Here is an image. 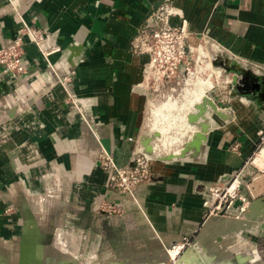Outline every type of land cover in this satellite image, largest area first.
I'll list each match as a JSON object with an SVG mask.
<instances>
[{
  "label": "crops",
  "instance_id": "0c3cea01",
  "mask_svg": "<svg viewBox=\"0 0 264 264\" xmlns=\"http://www.w3.org/2000/svg\"><path fill=\"white\" fill-rule=\"evenodd\" d=\"M161 1L0 0V47L20 38L26 69L0 66V264H164L183 239L181 264H264V174L241 188L240 218L235 206L208 214L202 204L209 187L247 169L264 130V0H170L189 45L206 37L252 65L250 81L215 95L228 123L197 156L152 161L132 195L111 190L97 163L101 151L128 163L140 136L148 57L128 45Z\"/></svg>",
  "mask_w": 264,
  "mask_h": 264
},
{
  "label": "built area",
  "instance_id": "2783aa9c",
  "mask_svg": "<svg viewBox=\"0 0 264 264\" xmlns=\"http://www.w3.org/2000/svg\"><path fill=\"white\" fill-rule=\"evenodd\" d=\"M173 19H176L173 22ZM188 22L182 11L170 0H162L157 8L150 11L130 38L128 49L134 55H146L148 61L143 72L145 80L151 75L156 80L171 81L185 72V63L193 46L188 43ZM58 50V48L51 51ZM0 66L9 73L26 72L23 62L22 41L15 39L0 47ZM246 66V64H243ZM259 67L255 69L259 71ZM150 158L142 151H134L128 163L118 166L111 153L101 151L97 163L108 173V186L118 193L132 195L136 189L150 180ZM247 169L234 174L221 186H211L203 194V206L208 214H230L236 201V212L232 215L240 218L246 210V198L241 193L249 180L264 174V130L259 132V140L251 155L246 159ZM243 172V173H242ZM101 209L116 211L113 206H101ZM188 239L171 245L166 251L168 262L175 264L176 259L190 246ZM167 264V263H164Z\"/></svg>",
  "mask_w": 264,
  "mask_h": 264
},
{
  "label": "rangeland",
  "instance_id": "374dc122",
  "mask_svg": "<svg viewBox=\"0 0 264 264\" xmlns=\"http://www.w3.org/2000/svg\"><path fill=\"white\" fill-rule=\"evenodd\" d=\"M212 43L213 42L208 40L206 37L198 38L196 44L193 46V50L189 51L188 53L186 60L187 63L184 64L188 70L180 73L178 78H174L171 81H160L159 79L156 80L155 77L152 78L150 75L148 80H144L148 93V105L140 136L132 140V151L130 152V157L134 151L141 150L142 153H145V155L147 154L150 157L149 163L152 161L164 162V159L166 158H170L169 160H171L172 156H175L178 153H182L180 160L190 159L191 157L197 156L201 152V148L207 139V133L215 127L221 128V125L224 123V121H222L220 117H222V114L224 115V112H226V110L221 107L225 106L226 101L219 102L220 104H218V106H220V112L217 111L212 113V107H210L208 110V112L210 111V114L206 119L201 117L200 119H196L197 117H195V119H193L191 122L188 120L185 122L182 120L181 122H169L168 118L171 117L172 113L170 114V110L166 109L167 107H164V104L168 101H171V99H182L183 91L187 87L188 78L190 76L195 78L196 76L198 77V74L199 76L200 74L201 76H207V72L213 71V69H215L214 66L220 67V65L217 64L219 63V59H212L213 55L216 53V50H213L211 45ZM211 62L215 65H212ZM225 62L228 64L227 60ZM220 64L222 68H225L224 61L221 60ZM241 64L243 65V63ZM238 66L239 65L237 64V69ZM251 66L252 65L248 63L246 66H244L247 71L246 74V71L241 73L242 70L240 71L239 69L235 71H233V69H228V67L226 70L221 69V74L218 77L213 76V83L216 86L220 83L224 84L228 81V77L231 78V75L236 73L238 76L237 83L242 87L243 90L244 83H246V81H250L248 76V73L250 72L248 70L251 69ZM210 67L212 68L210 69ZM187 74H190V76ZM226 87H228V85L223 86L222 89H226ZM231 88L232 86L230 84V89ZM232 93L234 95L236 92L232 91ZM155 109H158L157 111H161L164 114L166 113L167 116L165 115V118H162L163 116L161 117ZM161 109H163V111ZM177 109L182 110L181 107ZM154 113L155 118L157 117V119L154 118ZM218 119H220L221 122H218ZM165 162L169 161L165 160ZM121 165H125V163ZM62 264H88V260H84L83 258L79 259L78 257L73 262L68 261L67 263L65 262ZM167 264H171V262L169 263L167 261Z\"/></svg>",
  "mask_w": 264,
  "mask_h": 264
},
{
  "label": "bare ground",
  "instance_id": "6f19581e",
  "mask_svg": "<svg viewBox=\"0 0 264 264\" xmlns=\"http://www.w3.org/2000/svg\"><path fill=\"white\" fill-rule=\"evenodd\" d=\"M189 37L190 36H188V38ZM214 58L219 59V63H217V64H219L220 67L214 66L215 69H213V71L207 72V74H208L207 76H201V74L199 76V74H198V77L196 76V78H195L193 76H190V74H187L190 77L188 78L187 87L183 91L182 99L177 100V99H171L170 98L171 101H168L167 103L164 104L165 105L164 107H167L166 109L170 110L169 113L170 114L172 113L171 117L168 116L170 119L167 117L169 122H171V123L181 122V120L184 122L187 120L189 122H191V121H193V119H195V117H197L196 119H200V117L206 119L207 116L210 114L209 113L210 111L208 112L210 107H212V109H211L212 113L217 112V111L218 112L221 111L219 106H217V104H216L215 95H217L219 93L225 94V95L230 93V95H233L232 91H233V88L235 86V81L237 80V77H238L236 75V73L231 75L232 76L231 78L228 77L229 79L226 83H224V84L220 83L217 86L214 85V83H213V76L218 77L221 74V69L226 70L227 67L230 70L233 69V71L238 70V69L240 71L242 70L241 73L242 72L244 73V71H246L245 67L241 63H239L238 60H236L234 57L228 55L227 53H225L223 50H220V49L216 50V53L213 55L212 59H214ZM221 60L224 61L225 68L221 67V64H220ZM226 60L228 61L227 62L228 64H226V62H225ZM211 64L215 65L212 62H211ZM237 64L239 65L238 69H237ZM211 68L212 67H210V69ZM230 84L232 86L231 89H230ZM227 85H228V87H226V89H222L223 86H227ZM179 107H181L182 110H178L177 108H179ZM166 109H164V110H166ZM157 110H156V112L159 113V115L161 117L163 116L162 118H165L166 113L164 114L161 111H157ZM161 110L163 111V109H161ZM165 112H167V111H165ZM153 115L155 118V113ZM228 118H229V114H227V113L224 115L222 114V117H220V119L226 123H228ZM155 119H157V117ZM159 119H160V117H159ZM201 120H203V119H201ZM165 121H167V120H165ZM154 135H156V134H154ZM181 154L182 153H178L175 156L173 155L171 160H169L170 158L168 157L169 159H167V158L164 159V162H165V160H168L169 162L170 161H181L180 160ZM183 160H185V159H183ZM179 257L176 259L177 263L175 262V264H181L184 261L183 258L178 260Z\"/></svg>",
  "mask_w": 264,
  "mask_h": 264
},
{
  "label": "flooded vegetation",
  "instance_id": "af4514ba",
  "mask_svg": "<svg viewBox=\"0 0 264 264\" xmlns=\"http://www.w3.org/2000/svg\"><path fill=\"white\" fill-rule=\"evenodd\" d=\"M237 85H238V83H237V80H236L235 81V86H234V89H233V91L236 92V93L239 91V86H237Z\"/></svg>",
  "mask_w": 264,
  "mask_h": 264
},
{
  "label": "water",
  "instance_id": "95a60500",
  "mask_svg": "<svg viewBox=\"0 0 264 264\" xmlns=\"http://www.w3.org/2000/svg\"><path fill=\"white\" fill-rule=\"evenodd\" d=\"M247 73V71L245 72V74ZM248 75H249V73H248ZM245 76V75H244ZM245 84V83H244ZM237 86H240V85H237ZM238 203L239 202H235V204H234V206H237L238 205ZM18 264H24V262L23 261H20Z\"/></svg>",
  "mask_w": 264,
  "mask_h": 264
}]
</instances>
